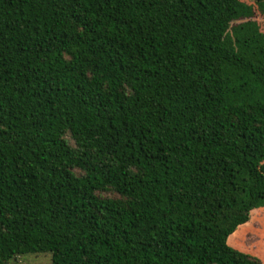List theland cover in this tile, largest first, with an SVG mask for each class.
<instances>
[{"label":"trees","instance_id":"trees-1","mask_svg":"<svg viewBox=\"0 0 264 264\" xmlns=\"http://www.w3.org/2000/svg\"><path fill=\"white\" fill-rule=\"evenodd\" d=\"M254 5L0 0V264H264Z\"/></svg>","mask_w":264,"mask_h":264},{"label":"rangeland","instance_id":"rangeland-1","mask_svg":"<svg viewBox=\"0 0 264 264\" xmlns=\"http://www.w3.org/2000/svg\"><path fill=\"white\" fill-rule=\"evenodd\" d=\"M252 12L250 17L239 21H255L260 31L264 33V13L259 11L255 5ZM228 34L233 35L231 28ZM228 242L231 246L253 254L264 261V206L251 210L248 221L238 227ZM12 264H51V254L49 252L24 254L15 258Z\"/></svg>","mask_w":264,"mask_h":264}]
</instances>
